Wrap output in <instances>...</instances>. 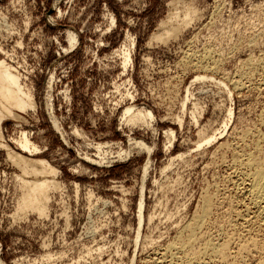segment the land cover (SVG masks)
Returning a JSON list of instances; mask_svg holds the SVG:
<instances>
[{"label":"rangeland","instance_id":"rangeland-1","mask_svg":"<svg viewBox=\"0 0 264 264\" xmlns=\"http://www.w3.org/2000/svg\"><path fill=\"white\" fill-rule=\"evenodd\" d=\"M0 60L33 102L0 119V264H175L205 198L197 264H261L240 159H264V0H0Z\"/></svg>","mask_w":264,"mask_h":264},{"label":"bare ground","instance_id":"bare-ground-1","mask_svg":"<svg viewBox=\"0 0 264 264\" xmlns=\"http://www.w3.org/2000/svg\"><path fill=\"white\" fill-rule=\"evenodd\" d=\"M178 2V1H177ZM185 2V1H184ZM184 4V3H183ZM186 5H188V4H186ZM182 6V5H181ZM177 7V6H176ZM186 7V6H185ZM184 7V8H185ZM182 8H183V6H182ZM191 8V7H190ZM174 9V8H173ZM175 9H178V7L177 8H175ZM188 9H189V7H188ZM179 10V9H178ZM182 10V9H181ZM184 10H187V7H186V9H184ZM183 11V10H182ZM193 11V10H192ZM192 11H190V12H192ZM189 11H186V13H185V11L183 12V13H185L186 15V18L188 17L189 18V16H187V15H189V13H190ZM171 13H173V12H171ZM176 12H174V14H175ZM180 13V12H179ZM183 13H181V14H183ZM194 14V13H193ZM173 15V14H172ZM169 16H170V14H169ZM175 16V15H174ZM176 16H177V14H176ZM180 16V15H179ZM184 15H183V17H185ZM191 16V15H190ZM174 18V17H173ZM176 18V17H175ZM174 18V19H175ZM181 18V17H180ZM191 19H192V17H190ZM170 19V18H169ZM173 19V20H174ZM177 19V18H176ZM182 19V18H181ZM185 19V18H184ZM191 19H188L187 21L189 22ZM166 20H168V19H166ZM172 20V21H173ZM169 21H171V20H169ZM175 21V20H174ZM183 21V20H182ZM179 22V21H178ZM169 23V22H168ZM171 23V22H170ZM186 22H185V20H184V22H183V25L185 24ZM178 26V25H177ZM167 30V29H166ZM177 30V29H176ZM169 31V30H168ZM173 32V31H172ZM167 33V32H166ZM170 34V33H169ZM172 34V33H171ZM73 36H74V34H73ZM158 36V35H157ZM75 37V36H74ZM161 37V36H160ZM258 38V37H257ZM74 41V40H73ZM72 41V42H73ZM208 51V50H207ZM211 52V51H210ZM210 52L208 51V53L210 54ZM262 53V52H261ZM203 54V53H202ZM207 54V52L205 53V55ZM190 55V54H189ZM205 55H203L204 57H205ZM208 55V54H207ZM211 55V54H210ZM124 56V55H123ZM129 54L128 53H126L125 54V62H124V66H126V63L127 62H129V60H130V58H129ZM187 56V55H186ZM192 56V55H191ZM189 57V56H188ZM195 57V56H194ZM203 57V58H204ZM210 57V56H209ZM213 57V56H212ZM203 58H201V59H198V61H196L197 59H195V61L196 62H194V63H192L191 65H193V66H195L196 68H199V69H204V70H208L209 68H211L212 69V66L213 65H208V63L207 64H204V62H203V60L205 59H203ZM249 58V57H248ZM247 58V59H248ZM193 59V58H192ZM209 59V58H208ZM261 59V58H260ZM3 60V59H2ZM262 60V59H261ZM123 61H124V58H123ZM206 61H208V60H206ZM211 61V60H210ZM216 61V60H215ZM258 61H259V59H258ZM245 62V61H244ZM261 62L262 61H260V65H263V64H261ZM215 63V62H214ZM213 63V64H214ZM259 63V62H258ZM212 64V63H211ZM257 65V63H254V65ZM216 65V64H215ZM242 65H244V63L242 64ZM253 65V66H254ZM259 65V64H258ZM11 65H7L5 62H3V61H1L0 60V119H3V118H1V116L3 117V115H6L7 114V116H8V114H9V112L11 113L12 111H10L11 110V108L12 107H18V108H25L26 106H31V103H33V102H31L30 101V99H29V96L27 97V96H25L26 94V92L27 93H30V92H28V90H26L25 92H24V94H23V91H22V89H21V87L22 88H24L23 87V85H21L20 86V83H19V79H21V78H19L18 79V77H19V74L18 75H16V74H14L12 71H11V67H10ZM214 67V66H213ZM217 67V66H216ZM215 67V68H216ZM249 67V66H248ZM262 67V66H261ZM11 68V69H10ZM251 68V67H250ZM253 68V67H252ZM258 68H260V67H258ZM14 69V68H13ZM218 69V68H217ZM255 69H256V66H255ZM251 70V69H250ZM243 71V70H242ZM251 71H253V70H251ZM14 72H16V71H14ZM18 72V71H17ZM16 72V73H17ZM259 72V71H258ZM263 73V72H262ZM247 74H248V72H247ZM239 75V74H238ZM241 75V74H240ZM243 75V74H242ZM249 75V74H248ZM201 76V75H200ZM244 76V75H243ZM247 76V75H246ZM202 77V76H201ZM205 77V76H204ZM227 77V76H226ZM238 77V76H237ZM241 77V76H240ZM245 77V76H244ZM248 77V76H247ZM197 78H199V76H196L195 77V79H197ZM203 78V77H202ZM194 79V80H195ZM201 79V78H200ZM247 79V78H246ZM205 80V79H204ZM245 81V80H244ZM248 82H249V80H248ZM248 82H246V83H248ZM231 84L233 85V87H235V89L236 88H240L241 89V87L243 86V84H245V83H243L242 84V82H241V78H240V80L239 79H234V80H232L231 81ZM244 87V86H243ZM31 94V93H30ZM28 95V94H27ZM28 98V99H27ZM31 98V97H30ZM186 100V99H185ZM18 108H15V109H17L18 110ZM31 109H34V108H31ZM132 108L130 107V108H127L126 109V112H129L130 110H131ZM22 110V109H21ZM196 110V109H195ZM6 113V114H5ZM193 114V113H192ZM10 115V114H9ZM13 115V114H12ZM11 115V116H12ZM147 115L149 116V117H151V113L149 112V111H147ZM194 115V114H193ZM14 116V115H13ZM16 116V115H15ZM5 119V118H4ZM180 121V120H179ZM248 132V131H247ZM170 133V132H169ZM214 133V132H213ZM172 136H173V133H170ZM248 137V136H247ZM211 138V137H210ZM214 138V137H213ZM203 139V138H202ZM133 141H135V140H133ZM137 141V140H136ZM134 142V144H135V146L137 145V148L138 147H143V142L142 141H137V142ZM207 141H209V139L207 140ZM132 142V141H131ZM130 142V143H131ZM205 142V141H204ZM258 142V141H257ZM21 144V146L23 147V148H30V146H31V144H30V142H28V140H25L24 139V141H22V143H20ZM133 144V143H132ZM222 144V143H221ZM224 144V143H223ZM198 146H199V144H198ZM217 147V146H216ZM263 151V150H262ZM11 155H12V153H11ZM16 156H17V154H16ZM20 156V155H19ZM15 157V156H14ZM13 156H11V158H14ZM180 157V156H179ZM17 159H18V156H17ZM27 159V158H26ZM26 159H23L22 157H21V166H24L25 168H23L22 167V169H24V170H28V171H31L34 175L35 174H41V173H46V172H54L55 173V170L53 169V168H49V167H46V168H44V167H40V168H38V166H37V164L40 162L39 160L38 161H36L35 162V160L34 161H31V160H26ZM240 159V158H239ZM238 159V160H239ZM237 160V158L234 160V162ZM31 161V162H30ZM42 161V160H41ZM44 161V160H43ZM42 161V162H43ZM240 162H241V165L243 164L245 167H247L248 168V170H247V173H246V171H245V174H246V189H244L245 190V192H246V194H247V196L249 197V200H250V203L249 204H252V216H254L253 217V219H255V221L257 220V221H259L258 223H260V225H262V227L264 226V159H260L259 157L258 158H255V157H253V156H251L250 154L249 155H247L245 158H242V159H240ZM239 162V163H240ZM44 163V162H43ZM46 163V162H45ZM238 163V162H237ZM238 163V164H239ZM40 164V163H39ZM38 164V165H39ZM42 164V163H41ZM48 166H50L49 164H47ZM41 166V165H40ZM235 169V168H234ZM237 170V169H236ZM238 171V170H237ZM239 171H241V170H239ZM24 172V171H23ZM236 172V171H235ZM26 173H27V171H26ZM29 173V172H28ZM50 173H48V174H50ZM54 173H51V174H54ZM240 173H242V172H240ZM37 174V175H38ZM47 174V173H46ZM46 174H42V175H46ZM243 175V174H242ZM42 177V176H41ZM43 177H46V176H43ZM23 180V179H22ZM51 182H53L52 180H48V179H36V180H34V181H25V183H24V186H25V194H24V196H23V198H22V203H21V206H24V207H26V208H30V209H33V210H36V211H38V212H43V210H44V204H45V201H46V189L50 186V183ZM242 182V181H241ZM23 184V183H22ZM244 183L242 182V185H243ZM53 186V185H52ZM245 195V194H244ZM246 196V195H245ZM243 202V201H242ZM246 204V203H245ZM244 206H246V205H244ZM203 207V213H202V215H203V217L206 215L205 213H207V211L208 210H211L210 208H211V203H210V201L208 200V198L206 199H204V205L202 206ZM251 207V206H250ZM246 208V207H245ZM234 209V208H233ZM237 210H239V209H237ZM236 210V211H237ZM251 212V211H250ZM246 213V212H245ZM209 214V213H208ZM232 214V213H231ZM242 214V213H241ZM237 215V217H239L238 216V214H236ZM243 216V215H242ZM202 216H201V218H203ZM245 216H243V218H244ZM247 217V216H246ZM200 218V217H199ZM200 218V220L197 218L196 220H194V221H190V222H192V223H190V222H188V224H186L183 228L188 232V234H187V239H186V241H184V239L183 238H181V236L178 238L177 237V239L175 240V241H171L169 244H167L166 245V248H164V252L162 253V255L163 256H166L167 257V255H169V256H171V260H172V257H174L175 255V253H172L171 254V251H173V250H181V251H183L184 252V255H185V260H183V261H180L181 259H179V261L180 262H176L175 264H197V263H200V257L202 256L201 254H203V253H205V255H206V251L207 250H209L208 249V245H206L205 243L204 244H202V245H205L204 247H202V249H203V251L201 250V249H199L200 251H198L197 249V251L198 252H196V253H194L195 251H192L191 249H193V248H191V246H192V244L191 243H189L190 242V239H191V237H194V235L196 234V231L200 228V225H201V219ZM205 218V217H204ZM239 218H241V217H239ZM248 218V217H247ZM245 220V219H244ZM244 220H243V222H244ZM203 221V220H202ZM240 221H241V219H240ZM239 221V222H240ZM251 221V220H250ZM254 221V220H253ZM215 223V222H214ZM248 223V222H247ZM241 224H242V222H241ZM253 224V223H252ZM259 225V224H258ZM238 226V225H237ZM255 226V225H254ZM253 226V228H255ZM212 227V226H211ZM262 227H260V228H262ZM253 228H251V229H253ZM258 228H259V226H258ZM260 228H259V231H260ZM263 229V228H262ZM264 230V229H263ZM258 235V234H257ZM231 236V235H230ZM210 237V236H209ZM233 237V236H232ZM250 237V236H249ZM262 237V236H261ZM205 238H206V236H205ZM252 238V237H251ZM228 239V238H227ZM258 239V238H257ZM196 240V239H195ZM206 240V239H205ZM211 240V239H210ZM210 240H208V241H210ZM249 240V239H248ZM252 240V239H251ZM246 241V240H245ZM259 241H260V238H259ZM206 243H209V242H207V240L205 241ZM211 242V241H210ZM213 242V241H212ZM226 242V241H225ZM250 242V241H249ZM264 242V241H263ZM263 242H257L256 240H252L250 243H248V244H246V245H243V246H241L239 249L241 250V249H243L244 250V248H245V251H248L249 250V247L247 246V245H252V246H254L255 248H259L260 247V249L262 248V252H263V254L261 253V256H260V260L259 261H261V264H264V243ZM193 243H194V241H193ZM230 243V242H229ZM243 243H245V242H243ZM224 245V244H223ZM262 247H261V246ZM225 247H226V245H224ZM251 246V247H252ZM259 246V247H258ZM199 247V246H198ZM201 247V246H200ZM199 247V248H200ZM212 247H214V246H212ZM179 248V249H178ZM219 248H223L222 247V245H221V247H219ZM253 248V247H252ZM195 250V249H194ZM214 250V249H213ZM219 251H220V249H218ZM217 250V251H218ZM222 250V249H221ZM229 250V249H228ZM180 251V252H181ZM217 251H214V252H216L217 253ZM261 251V250H260ZM259 251V252H260ZM175 252H178V251H175ZM242 252V251H241ZM249 252V251H248ZM247 252V253H248ZM255 252V251H254ZM257 252V251H256ZM259 252H258V254H259ZM182 253V252H181ZM211 253V252H210ZM220 253H221V251H220ZM177 254H179V253H177ZM208 254V253H207ZM215 254V253H214ZM214 254H213V256H214ZM222 254V253H221ZM220 254V255H221ZM180 255V254H179ZM183 255V254H182ZM199 255H201V256H199ZM218 256H219V253L217 254ZM253 255V254H252ZM163 256H161V258L163 257ZM168 256V257H169ZM210 256V255H209ZM241 256V255H240ZM176 257V261H177V256H175ZM238 257V256H237ZM259 257V256H258ZM178 258H180V256L178 257ZM203 258V257H202ZM207 258H208V256H207ZM211 258V257H210ZM221 258V257H220ZM226 258V257H225ZM169 259V261H171ZM205 259V258H204ZM158 261H159V259H158ZM202 261V260H201ZM172 262V261H171ZM209 262V261H208ZM207 263V262H206ZM260 263V262H259Z\"/></svg>","mask_w":264,"mask_h":264}]
</instances>
